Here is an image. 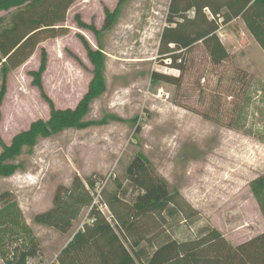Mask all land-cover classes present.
<instances>
[{"label":"rangeland","instance_id":"1","mask_svg":"<svg viewBox=\"0 0 264 264\" xmlns=\"http://www.w3.org/2000/svg\"><path fill=\"white\" fill-rule=\"evenodd\" d=\"M170 3L131 0L106 28L105 9L113 12L118 0H79L67 14L69 33L43 42L26 63L9 72L0 102V152L2 142L10 144L32 122L51 116L49 102L33 83L32 72L39 69L43 52V91L58 109L76 108L93 77L80 36L94 48L101 44L107 56V90L87 116L104 121L40 138L32 152L19 157L20 170L0 177V197L7 193L17 202L40 244L39 255L27 264H56L61 250L88 221V208L68 233L35 221L53 207L59 186H70L76 176L85 184L91 176H106V189L131 200L135 188L126 169L140 153L171 189L199 210L200 224L217 228L231 244L264 232V50L245 22L235 18L217 30L229 58L215 64L200 41L183 52L181 72L159 54ZM77 15L100 34L79 28ZM153 72L180 76L179 83L152 81ZM260 178L263 184L255 183ZM169 220L148 214L137 226L151 237ZM112 225L131 249L132 237L114 221ZM0 264H5L1 255Z\"/></svg>","mask_w":264,"mask_h":264},{"label":"trees","instance_id":"2","mask_svg":"<svg viewBox=\"0 0 264 264\" xmlns=\"http://www.w3.org/2000/svg\"><path fill=\"white\" fill-rule=\"evenodd\" d=\"M77 1L0 0V13H7V16L0 14V102L7 90L9 72L26 63L43 42L69 33L65 26L67 14ZM129 1L118 0L113 12L105 9L109 23L106 28L118 20L123 6ZM191 11L193 16L188 14ZM76 18L79 28L100 34L101 30L85 23L78 15ZM235 18L245 22L264 50V0H171L159 54L169 59L173 68L183 72V52L202 41L212 62L220 64L230 54L217 30L220 23L226 24ZM80 38L93 65L88 91L76 108H56L43 91L42 74L47 66V56L43 52L39 69L32 72L33 83L49 102L51 116L48 120L32 122L27 130L16 134L10 144L1 143L0 177H10L20 170L19 157L32 152L40 138L104 121L90 120L87 116L94 100L107 90V56L101 44L94 48L84 36ZM151 78L152 81L177 84L180 76L153 72ZM112 175L116 179V174ZM126 178L135 188L131 200L106 189L110 180H106V176H91L87 184L76 176L70 186L57 188L53 207L37 214V223L68 233L82 211L89 210L88 221L61 250L56 264H264V232L238 245L231 244L217 228L204 222L200 224L199 210L179 190L171 189L143 154L132 159L126 169ZM255 183L263 184L262 178ZM99 185L104 186L97 202ZM127 191L125 188L123 195H127ZM7 196L6 193L0 197V255L5 264H27L29 258L39 255L40 244L24 221L17 202ZM102 205L108 207L110 217L102 211ZM261 208L264 213V203ZM148 214H159L165 221L169 216L170 223L151 237L143 235L137 221ZM112 221L132 237L131 249L125 246Z\"/></svg>","mask_w":264,"mask_h":264},{"label":"built area","instance_id":"3","mask_svg":"<svg viewBox=\"0 0 264 264\" xmlns=\"http://www.w3.org/2000/svg\"><path fill=\"white\" fill-rule=\"evenodd\" d=\"M104 207L107 208V209H108V207H107L106 205H102V206H101L102 211L105 213V211H104ZM105 214H106V213H105ZM82 226H83V225H82Z\"/></svg>","mask_w":264,"mask_h":264}]
</instances>
